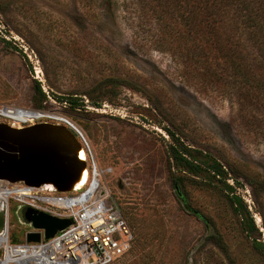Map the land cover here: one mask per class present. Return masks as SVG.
I'll return each instance as SVG.
<instances>
[{
    "label": "rangeland",
    "instance_id": "rangeland-1",
    "mask_svg": "<svg viewBox=\"0 0 264 264\" xmlns=\"http://www.w3.org/2000/svg\"><path fill=\"white\" fill-rule=\"evenodd\" d=\"M139 5L0 0V124L69 127L59 120L66 119L99 165L111 168L103 185L133 239L110 264H264V250L253 246V239L264 242L263 99L244 103L235 88L220 91L185 74L175 52L155 46L156 21ZM67 96L84 105L71 107ZM103 104L104 111L94 109ZM10 109L45 115L16 121ZM171 146L216 161L232 188L207 171H185L171 158ZM11 185L0 184L13 187L11 194L21 186ZM232 193L259 233L243 230L228 200ZM15 196L7 202L11 244L24 242L30 229L19 220Z\"/></svg>",
    "mask_w": 264,
    "mask_h": 264
},
{
    "label": "trees",
    "instance_id": "trees-1",
    "mask_svg": "<svg viewBox=\"0 0 264 264\" xmlns=\"http://www.w3.org/2000/svg\"><path fill=\"white\" fill-rule=\"evenodd\" d=\"M139 4L144 15L156 21L153 43L175 52L186 65L185 74L193 72L220 91L235 88L244 103L264 102V0H139ZM35 90L45 96L39 83ZM67 97L75 109L84 105L77 96ZM171 152L173 161L185 165L188 173L207 171L225 182L226 173L216 161H200L188 147L171 146ZM228 200L243 230L259 233L240 196L232 193ZM253 246L264 250L262 240L253 239Z\"/></svg>",
    "mask_w": 264,
    "mask_h": 264
},
{
    "label": "built area",
    "instance_id": "built-area-1",
    "mask_svg": "<svg viewBox=\"0 0 264 264\" xmlns=\"http://www.w3.org/2000/svg\"><path fill=\"white\" fill-rule=\"evenodd\" d=\"M104 105L94 109L104 111ZM39 114V117L45 115ZM59 120L65 122L81 142L78 158L88 164L82 172V183L71 190L58 191L50 183L35 186L20 182L18 187L30 189V193L15 194V198L18 206L27 205L56 217L69 218L71 224L49 239H44L40 230L39 242L26 241L27 232L37 230L30 226L24 233V242L10 243L9 253L3 255L5 264H19L20 256H25L24 264H110L131 247L132 230L103 185V178L111 168L99 165L76 127L66 119ZM7 208L8 205L5 208L8 221Z\"/></svg>",
    "mask_w": 264,
    "mask_h": 264
},
{
    "label": "water",
    "instance_id": "water-1",
    "mask_svg": "<svg viewBox=\"0 0 264 264\" xmlns=\"http://www.w3.org/2000/svg\"><path fill=\"white\" fill-rule=\"evenodd\" d=\"M80 149L81 144L75 133L60 123L40 122L22 127L0 124V177L16 182L28 177L30 171L32 173V170L40 168L49 158L54 160L69 156L73 162L69 175L63 180L54 179L52 183L58 191L71 190L80 180L86 165L84 160L78 158ZM49 178L46 176L25 183L37 186L50 182ZM17 215L21 223L37 229L27 232V242H39L42 237L40 230H43V238L49 239L71 224L69 218L56 217L27 205L18 206ZM3 227L5 212L1 209L0 231Z\"/></svg>",
    "mask_w": 264,
    "mask_h": 264
},
{
    "label": "bare ground",
    "instance_id": "bare-ground-1",
    "mask_svg": "<svg viewBox=\"0 0 264 264\" xmlns=\"http://www.w3.org/2000/svg\"><path fill=\"white\" fill-rule=\"evenodd\" d=\"M9 118H12L16 121H26V120H32L34 118H38L40 116V114L38 113H32V112H26V111H16L15 109H10V112H8ZM7 114V115H8ZM60 142V141H59ZM61 145V144H60ZM60 156V155H59ZM58 156V157H59ZM57 158V157H56ZM52 159L49 158L48 161H45L44 164H41L42 166L40 168L34 169L29 172V176L28 177H24V179L16 181V182H24L25 181H32V180H36V179H41L42 177H50L48 180L50 182H43V183H50V185H54L52 182L56 180H63L64 178H66L71 169H72V165L73 162L71 159H69V156L64 157V156H60L59 159ZM66 158V159H65ZM86 175V174H85ZM84 175H81L80 177V182L82 183ZM79 181H77L75 183V185L77 184V186H80L81 183H79ZM12 181H10L9 179L6 178H2L0 177V184L3 185H7V186H13L11 185ZM42 184V183H41ZM39 186V185H37ZM55 186V185H54ZM10 188V187H8ZM17 188V191L13 194H29L30 193V189H25V188H20V187H15ZM56 188V186H55ZM12 189H14L13 187H11L9 190H5L4 188H2L0 186V201H1V205H0V210L3 209L5 212V208L7 207V202H8V195L11 196L13 194H11ZM57 189V188H56ZM107 192H109L108 188L106 187ZM10 193V194H9ZM8 228V221L6 220V215H5V228L3 227L0 231V247H5L6 251L4 252L5 254L9 253L10 250V242L8 241L7 236V229ZM25 256H20L19 257V264H24L25 262ZM27 258V257H26ZM0 264H5L4 260L0 259Z\"/></svg>",
    "mask_w": 264,
    "mask_h": 264
},
{
    "label": "flooded vegetation",
    "instance_id": "flooded-vegetation-1",
    "mask_svg": "<svg viewBox=\"0 0 264 264\" xmlns=\"http://www.w3.org/2000/svg\"><path fill=\"white\" fill-rule=\"evenodd\" d=\"M35 124V123H34Z\"/></svg>",
    "mask_w": 264,
    "mask_h": 264
}]
</instances>
